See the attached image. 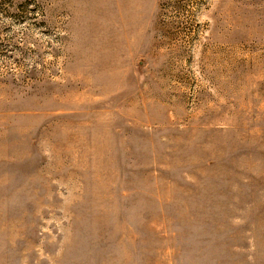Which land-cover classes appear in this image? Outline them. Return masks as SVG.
<instances>
[{
  "label": "rangeland",
  "instance_id": "1",
  "mask_svg": "<svg viewBox=\"0 0 264 264\" xmlns=\"http://www.w3.org/2000/svg\"><path fill=\"white\" fill-rule=\"evenodd\" d=\"M0 264H264V0H0Z\"/></svg>",
  "mask_w": 264,
  "mask_h": 264
}]
</instances>
